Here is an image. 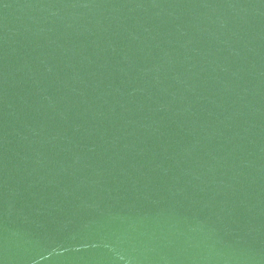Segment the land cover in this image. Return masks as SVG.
Listing matches in <instances>:
<instances>
[{
	"label": "water",
	"instance_id": "obj_1",
	"mask_svg": "<svg viewBox=\"0 0 264 264\" xmlns=\"http://www.w3.org/2000/svg\"><path fill=\"white\" fill-rule=\"evenodd\" d=\"M0 264H264V0H0Z\"/></svg>",
	"mask_w": 264,
	"mask_h": 264
}]
</instances>
